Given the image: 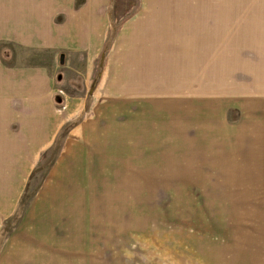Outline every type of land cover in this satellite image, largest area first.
<instances>
[{
	"label": "rangeland",
	"instance_id": "rangeland-1",
	"mask_svg": "<svg viewBox=\"0 0 264 264\" xmlns=\"http://www.w3.org/2000/svg\"><path fill=\"white\" fill-rule=\"evenodd\" d=\"M86 1L81 0L76 7ZM108 1L103 7L109 9L110 29L100 53L85 49L33 53L17 46L3 49L10 64L45 65L54 84L53 106L68 114L51 145L36 149V163L26 179L15 177L24 178L25 168L31 166L14 165V174L0 173V180L18 183L11 198L14 212L0 227V252L8 254L14 249L18 242L12 237L17 236L35 243L23 248L34 249L36 256L23 250L25 256L20 258L31 260L45 254L37 252L39 248L50 249L51 264H64L65 260L66 264H232L239 246L250 250L239 231L264 227V217L250 221L248 213L242 216L241 212L228 211L220 218L210 206L205 207L209 202L204 181L194 177L197 172L201 176L216 173L217 154L228 147L219 125L212 124L213 118L234 128L248 114L241 101L222 100V106L215 107L221 115L216 116V109L208 105L220 100L188 96L187 53L180 52L189 49L186 29L163 27L165 31L158 35L155 31L160 28L149 26V31L134 35L141 27L139 20L132 22L141 14L147 15V25L152 24L150 13L155 7H165L158 20L180 18L182 24L186 8L173 3L190 0H174L168 5L151 3L169 0ZM131 45L143 46L144 52L158 50L150 52L157 55L145 57L143 52L144 56L137 54L125 61L121 52ZM108 58L111 76L106 74L110 70ZM136 63L185 76L179 78L183 82L163 79L164 84L131 85L133 79L126 69ZM155 76L148 75L146 81L161 80ZM243 146L241 157L251 148L249 136L243 139ZM61 164H66L67 170L60 174H66L56 175ZM2 167L8 166L0 165V172ZM7 176L12 179H1ZM53 184L59 185L66 202L74 205L60 206L64 215L63 226H56L58 234L67 229L65 212L78 217L75 226L83 225L80 236L61 246L41 241L34 225L23 227L34 214V202ZM260 203L264 205V196ZM237 216L240 221L235 220ZM205 240L212 245L203 244ZM259 264H264V256Z\"/></svg>",
	"mask_w": 264,
	"mask_h": 264
},
{
	"label": "crops",
	"instance_id": "crops-1",
	"mask_svg": "<svg viewBox=\"0 0 264 264\" xmlns=\"http://www.w3.org/2000/svg\"><path fill=\"white\" fill-rule=\"evenodd\" d=\"M80 1L0 0V165L8 166L2 167L1 174H14L11 169L14 165L31 166L25 168L24 178L15 177L26 179L35 166L36 149H45L51 145L63 124L64 115L68 114L53 106L54 84L48 76V68L42 64H10L4 57L3 49L17 46L33 53H62L81 49L92 54L100 53L101 44L110 29L109 9L103 7L109 1L87 0L76 7ZM170 1L174 0L151 4L168 5L172 4ZM173 4H181L186 8L187 13H183L186 21L182 20L181 24L180 18H175L173 22L168 19L158 20L165 7H155L152 8L155 9L153 13H150L154 18L152 24L147 25V15L141 14V18L132 22L139 20L141 27L135 30L134 35L149 31V26L159 27L155 31L158 35L165 31L163 27L186 29L189 49L185 51L180 46L175 48L187 53L188 96L220 100L219 104V101L214 105L209 103L208 107L213 110L218 105V108L222 106V100L241 101L242 109L248 114L247 119L234 128L228 122L217 123L213 118L212 124L219 125L222 141L228 147L222 154H217V165L211 161L215 168L219 166L216 173L201 176L197 172L194 177V180L204 181L205 198L209 202L205 207L210 206L211 211L218 212L220 218L222 213L227 214L228 211L241 212L242 216L248 213L250 221L263 218L264 205L260 203V197L264 196V0H190ZM171 10L174 11V8ZM143 49L141 45H131L129 50L121 53H124L126 61L127 57L131 59L137 54L141 56L142 53L144 56V51H141ZM155 51L158 50L145 51V57L157 55L150 54ZM110 58L106 59L107 68L110 69L106 74L109 76L112 71ZM153 68L157 69L156 66H143L139 63L127 68L126 73L133 79L129 84H164L163 79L183 82L179 78L185 75H172L164 72L163 68ZM156 74L161 78L160 81H146L148 75L154 78ZM20 101L23 104H19ZM20 107L23 109L20 110ZM215 112L216 116L221 115L220 110L216 109ZM244 134L251 138V148L243 151L241 157L240 151L245 147ZM214 154L216 153L212 155ZM246 156L259 159L250 160ZM66 170V164H61L55 174H66H60ZM1 179L9 181L12 177ZM58 186L53 184L43 190L40 198L33 204L36 207L34 214L24 222L23 227L26 229L25 227L34 225L41 241L47 240L61 246L69 238L80 236L83 225L75 226L78 217L74 219L71 213L65 212L67 229L58 234L56 226H63V208L74 206L73 203L66 202L61 194L62 189ZM17 187L16 181L0 180V227L9 214L14 212L15 206H11V198ZM248 219L244 218L243 221H249ZM235 220L240 221L238 216ZM65 233L70 234L66 236ZM239 233L250 250H243L239 246L238 255L231 263L248 264L250 261L251 264H259L264 256V227L251 232L243 229ZM12 240L18 243L8 252L10 256L4 254L3 250L0 252V264H51L50 249L39 248L37 252L43 250L45 254H38L31 260L20 258L24 255L23 250L36 256L34 249L23 248L24 245L35 243L25 242L17 236H13ZM205 243L207 240L203 244ZM207 244L212 245L209 242Z\"/></svg>",
	"mask_w": 264,
	"mask_h": 264
},
{
	"label": "water",
	"instance_id": "water-1",
	"mask_svg": "<svg viewBox=\"0 0 264 264\" xmlns=\"http://www.w3.org/2000/svg\"><path fill=\"white\" fill-rule=\"evenodd\" d=\"M64 54H61V61H64Z\"/></svg>",
	"mask_w": 264,
	"mask_h": 264
}]
</instances>
